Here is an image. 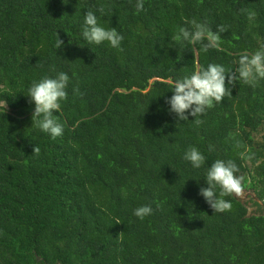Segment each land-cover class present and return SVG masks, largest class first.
Listing matches in <instances>:
<instances>
[{
    "label": "trees",
    "instance_id": "16d2710c",
    "mask_svg": "<svg viewBox=\"0 0 264 264\" xmlns=\"http://www.w3.org/2000/svg\"><path fill=\"white\" fill-rule=\"evenodd\" d=\"M135 2L0 0V264H264V206L233 193L231 210L213 212L198 194L208 165L233 160L264 204V80L237 78L184 121L165 103L175 79L209 63L231 71L264 47V0ZM89 9L123 34L119 49L83 39ZM186 20L224 26L219 48L172 46ZM61 71L70 82L53 140L31 126L26 95ZM189 146L204 167L182 159ZM141 205L152 207L143 219Z\"/></svg>",
    "mask_w": 264,
    "mask_h": 264
},
{
    "label": "clouds",
    "instance_id": "9594fccd",
    "mask_svg": "<svg viewBox=\"0 0 264 264\" xmlns=\"http://www.w3.org/2000/svg\"><path fill=\"white\" fill-rule=\"evenodd\" d=\"M67 3L68 0H63ZM145 8L144 0H136L135 10L142 12ZM103 14V9H98ZM225 30L224 26H218L217 32H213L206 25L195 20H186L184 25L178 26L171 34L172 46L178 50L185 44H201L205 50L219 48V32ZM81 35L90 44L100 45L107 43L113 49H119L124 40L123 34L116 27H105L100 23L95 11L89 9L84 13ZM64 41L59 38L55 48L60 49ZM236 66L229 71L222 64L209 63L206 67L193 71L175 79L172 85V95L165 98L169 114H175L179 120H188L189 116L196 117L203 114L214 103L221 102L231 92V85L238 78L245 84L255 86L259 80H264V47L253 54H242ZM70 77L66 72H58L54 76H44L35 80L28 88L27 97L34 104L31 120L32 125L41 132L47 133L55 140L62 136L64 127L54 115L59 111L61 102L67 99V87ZM33 152L38 153L39 148L34 147ZM182 159L190 163L193 169H200L206 165L205 154L196 146H189L183 152ZM238 165L233 160L217 159L205 168L203 179L206 186L199 187V195L213 210V212H226L231 210L232 203L225 199L233 193L241 192V177ZM199 183V180L196 179ZM152 213L150 205H141L133 210V215L143 219ZM117 223H121L117 221Z\"/></svg>",
    "mask_w": 264,
    "mask_h": 264
},
{
    "label": "flooded vegetation",
    "instance_id": "af4514ba",
    "mask_svg": "<svg viewBox=\"0 0 264 264\" xmlns=\"http://www.w3.org/2000/svg\"><path fill=\"white\" fill-rule=\"evenodd\" d=\"M249 197H255V195L252 193V192H249ZM242 201H244V202H246V203H248V207H250V209L251 210H253V211H257V210H261V209H263V206L262 205H260V206H258V205H253L252 204V202L249 200V201H246L245 200V197H244V199H241Z\"/></svg>",
    "mask_w": 264,
    "mask_h": 264
},
{
    "label": "rangeland",
    "instance_id": "374dc122",
    "mask_svg": "<svg viewBox=\"0 0 264 264\" xmlns=\"http://www.w3.org/2000/svg\"><path fill=\"white\" fill-rule=\"evenodd\" d=\"M242 190H241V192L239 193V194H235V196H237L238 198H241V199H244V197H245V200L246 201H249L250 200V198H249V192H251V191H248V190H245L244 188H241Z\"/></svg>",
    "mask_w": 264,
    "mask_h": 264
},
{
    "label": "water",
    "instance_id": "95a60500",
    "mask_svg": "<svg viewBox=\"0 0 264 264\" xmlns=\"http://www.w3.org/2000/svg\"><path fill=\"white\" fill-rule=\"evenodd\" d=\"M256 202H258L259 204H261L262 206H264V204L258 199V198H255L254 199Z\"/></svg>",
    "mask_w": 264,
    "mask_h": 264
}]
</instances>
